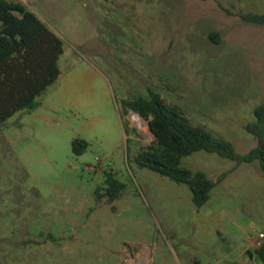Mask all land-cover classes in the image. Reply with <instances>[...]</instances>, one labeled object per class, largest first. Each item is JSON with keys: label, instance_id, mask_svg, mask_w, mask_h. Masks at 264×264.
Here are the masks:
<instances>
[{"label": "rangeland", "instance_id": "1", "mask_svg": "<svg viewBox=\"0 0 264 264\" xmlns=\"http://www.w3.org/2000/svg\"><path fill=\"white\" fill-rule=\"evenodd\" d=\"M14 1L60 36L63 53L36 107L0 122V264H262L258 162L183 156L211 179L226 172L196 207L186 184L134 161L153 135L122 101L152 90L249 151L256 139L244 126L264 102V25L223 7L264 14V0ZM76 137L87 142L81 154ZM107 177L122 184L115 198Z\"/></svg>", "mask_w": 264, "mask_h": 264}, {"label": "trees", "instance_id": "2", "mask_svg": "<svg viewBox=\"0 0 264 264\" xmlns=\"http://www.w3.org/2000/svg\"><path fill=\"white\" fill-rule=\"evenodd\" d=\"M223 7V6H222ZM242 20L264 25V14L232 12ZM213 42L219 41L216 31L208 34ZM63 53V41L27 5L14 0H0V122L19 110L34 109L36 97L52 84L60 74L58 60ZM124 111L139 112L148 121L155 135L151 143L140 150L134 161L169 179L188 186L192 202L201 207L209 199L211 189L219 183L226 172L216 179L202 171H192L181 165V158L194 151L205 150L221 157L242 162L257 161L264 173V102L253 109L254 119L245 124V129L256 139V145L244 154L236 152L232 143L213 135L200 125H193L176 104H167L152 90L147 97L123 100ZM87 142L79 137L72 140L76 154L85 151ZM111 198L118 195L122 184L107 177ZM264 264V240L255 249Z\"/></svg>", "mask_w": 264, "mask_h": 264}, {"label": "built area", "instance_id": "3", "mask_svg": "<svg viewBox=\"0 0 264 264\" xmlns=\"http://www.w3.org/2000/svg\"><path fill=\"white\" fill-rule=\"evenodd\" d=\"M257 237H258V240H257L258 241V245L261 246L262 245V242H263V237H264L263 233H261V232L258 233L257 234Z\"/></svg>", "mask_w": 264, "mask_h": 264}, {"label": "water", "instance_id": "4", "mask_svg": "<svg viewBox=\"0 0 264 264\" xmlns=\"http://www.w3.org/2000/svg\"><path fill=\"white\" fill-rule=\"evenodd\" d=\"M134 114H136L137 116H139V117L142 118V119L144 118V117H143L139 112H137V111H134ZM149 130H150V129H149ZM152 135H153V138H154L155 135H154L153 133H152ZM247 253H248L249 256L251 257V252L248 251Z\"/></svg>", "mask_w": 264, "mask_h": 264}, {"label": "bare ground", "instance_id": "5", "mask_svg": "<svg viewBox=\"0 0 264 264\" xmlns=\"http://www.w3.org/2000/svg\"><path fill=\"white\" fill-rule=\"evenodd\" d=\"M137 256H138V254H137ZM128 263L129 264H134V260L133 259H128Z\"/></svg>", "mask_w": 264, "mask_h": 264}]
</instances>
